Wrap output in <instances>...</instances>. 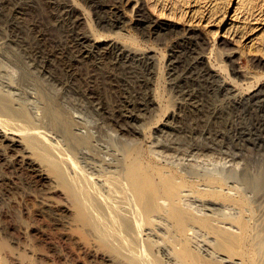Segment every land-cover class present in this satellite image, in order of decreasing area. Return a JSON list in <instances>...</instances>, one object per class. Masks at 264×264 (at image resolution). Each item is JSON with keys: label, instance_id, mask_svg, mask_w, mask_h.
I'll return each instance as SVG.
<instances>
[{"label": "rangeland", "instance_id": "rangeland-1", "mask_svg": "<svg viewBox=\"0 0 264 264\" xmlns=\"http://www.w3.org/2000/svg\"><path fill=\"white\" fill-rule=\"evenodd\" d=\"M114 1L0 0V53L2 52L0 54V82L3 83H0V87L5 89L3 85L12 84L15 88L13 90L20 94L19 103L22 111L24 113L27 111L29 115L31 113L37 115V118L34 115L35 119L31 122L35 125L28 124V122H25V124L22 117L9 120L0 116V129L6 134L16 133L24 138L37 135L43 144L54 141L51 143L54 145L52 150L56 154L54 157H57L55 160L57 163L59 162L58 164L63 165L61 168L68 169L67 171L78 165L74 163V167L71 162L74 161L72 157H74L73 154L76 150L70 131H91L95 135H99L98 143L101 140H103V143L105 142L103 144L101 141L103 145L111 143V134L115 133L114 129H116L114 125H111L110 114L112 112V115L120 116V146L127 138L128 141L131 139L142 142V147L144 146L143 149H145L151 142L155 141L157 136L156 141L158 140L160 144L173 146L178 143L180 144L178 146H181L179 148H185L194 142L193 138H189L190 130L196 128L197 131H204V133L208 131L211 133L217 132L219 136L213 145V147L215 146L214 152L207 154L206 157L200 156L199 159L206 158L204 159L206 166L212 168L218 165L223 166L224 160L228 161L233 158L235 163L241 165L240 170H242L241 167L245 168L243 170L245 179L240 180L242 182L240 186L246 187L250 191L256 184L259 187L263 185L262 189H264V129L258 127V123H261L262 112L258 106L241 108L229 105L230 103L227 102L229 99L226 100L216 91L214 83L207 84L199 74L200 67L193 63V56L197 53L204 55L205 62L209 67L211 66L212 69L218 72L219 76L226 80L231 78V80H228L229 82L234 80L231 83H235L236 88L242 89L243 92H247V90L249 91L259 84L264 85V0H140L144 11L143 16L141 12L136 11V8L134 10L136 0H121L118 5V13L121 16V29L110 31L107 28H102L104 24L98 25L97 20L105 15V11L107 12L116 5ZM61 6H65V9H62L63 11ZM15 15L18 18L15 19ZM183 31L184 33L185 31L192 32V36L196 37L199 43L201 42L200 45L197 47L189 43V40H183L181 38ZM37 33H45L46 39L38 42L36 39ZM111 33H120L121 43L130 48L145 51L150 58L138 60L136 58L119 59L109 54L101 57L96 48L90 47V43L81 45L78 41V38L90 35L92 38L94 37V41L102 43L112 35ZM42 47L47 49H50V47L57 49L81 48L82 51L86 52V54L84 53V62L81 61L80 65L74 58L67 56H64V58L72 62L69 67L48 64L43 61L42 64L33 61L32 56H30L32 54L31 50L43 49ZM235 50L233 63L227 55L230 51ZM231 67L239 70L244 75L238 77L231 74ZM11 69L12 71H10ZM87 85L89 94L87 93L88 95L84 99L81 96V91ZM0 90L3 91L2 88ZM25 97L26 99H24ZM34 101L35 104H33ZM89 102H91V106ZM96 103H99V105L95 106ZM33 105L37 107H33ZM13 106L17 107L16 104ZM99 106L102 108V116L98 114L101 111L94 109L98 115L93 111V108ZM29 108L31 112H29ZM173 109L175 118L171 119L169 125L167 124L168 126L164 127L165 130L161 133L162 135L154 133L157 128L163 126L164 113ZM110 110L111 113H108ZM76 111H79V113ZM83 117L84 119H82ZM97 118L98 120H96ZM87 121L88 123H86ZM233 123H235V126ZM90 124L94 126H90ZM189 125L190 127L194 126L190 128ZM228 125L233 129L236 128L237 131L230 130L231 128ZM32 126H35V128L33 129ZM135 127L139 128L138 130L142 129V138L139 136L136 139V136L132 137L131 135L127 137V133L121 130ZM103 129H106L105 132H103ZM95 130L98 133L100 131V133L98 134ZM164 132L170 133L168 135ZM50 135H53L54 138ZM58 139L61 141L59 142ZM0 140V147L3 148L6 142H3L2 137ZM63 141H65L64 144ZM57 143L59 147L56 146ZM24 146H27L26 141L22 140L21 144L15 146V150L11 152L5 150L3 155L14 157L17 154H25ZM72 147L74 150H72ZM87 150H92L89 153L93 157L96 156L95 158L102 155V152L93 146L91 148L88 146ZM35 154L33 152L26 153L29 159L39 166L38 169L41 172L44 170L42 179L26 168L15 166L13 170V168L5 166V161L0 156V264H146L141 262L142 253L127 255L114 252L112 249L117 243L114 241L116 237H120L119 241L123 242L125 240L122 238H126L125 235L122 237L124 233L117 229V223L114 222L113 229L112 225L110 226L109 223L106 224L103 221L101 215L96 213L97 211H93L94 214L98 215L93 216L94 218L97 217L95 219L98 220L99 225L102 224L103 226L104 224L106 227L97 225V222H95V224L97 223L96 226H92L95 225L94 222L90 223L89 219L85 217L88 211L84 212L86 209L81 207L79 208L82 210L78 209L77 199L68 189L69 186H66L73 179L69 178V182L65 179L66 183L61 182L58 180V176H56L57 178L54 177L55 173L51 167L41 162ZM59 154L63 155L60 157ZM57 159L61 160L62 164ZM63 162L67 167L64 166ZM209 163L211 164L209 165ZM69 165L72 168H69ZM70 173L67 172L66 174L72 177V173ZM63 183H65V186ZM67 189L69 191L65 192ZM262 189L258 191L263 192ZM77 192L78 196L76 195V197L81 199L79 197L82 193L80 194L79 190ZM82 197L81 200L87 202L84 195ZM263 198L261 200L259 198L260 201L255 202L257 206L263 202L260 205L262 209L259 210L262 221L264 220L262 217L264 216ZM216 201L220 204L219 201L221 200ZM198 203L200 202L198 201ZM260 206L258 207L261 208ZM81 215L82 218H87L89 223H87V220L85 221V218L81 222ZM100 217L103 222L99 221L101 220ZM87 225H90L91 228ZM107 227L110 229L108 230ZM102 229L106 231L100 232ZM117 232L121 233L116 236L115 233ZM102 233H104L103 238L100 236ZM262 238L264 244V235ZM116 240L118 241V238ZM105 243L107 244L105 245ZM263 244L261 250L264 249ZM107 245H110L112 249ZM119 247L121 249V246ZM221 258H224V256ZM235 258V261L239 262V258ZM145 261L147 262L146 259Z\"/></svg>", "mask_w": 264, "mask_h": 264}, {"label": "bare ground", "instance_id": "bare-ground-1", "mask_svg": "<svg viewBox=\"0 0 264 264\" xmlns=\"http://www.w3.org/2000/svg\"><path fill=\"white\" fill-rule=\"evenodd\" d=\"M120 1L121 0H115L114 1L116 5H114V7H111L107 12L105 11V15L101 16L100 19L97 20L98 25L104 24V26L102 28H105V29L107 28L110 31L111 30L113 31L114 29H118V28L121 29V26H120L121 25L120 24L121 16L118 13V5H119ZM65 6L64 7L61 6V10L63 8L65 9ZM135 8H136V11L138 13L141 12V14H142L144 12L143 6H142L140 0L135 1L134 10H135ZM67 9H69V8H67ZM9 11H10V9H9ZM56 15H58V14H56ZM142 16H143V14H142ZM14 18L16 19V18H18V16L15 15ZM146 18H148V17H146ZM51 22H53V21H51ZM63 23H64V21H63ZM187 28H189V27H187ZM93 38L90 35H85V36H82V38H78V41L80 42L81 45L82 44L84 45L86 43L87 44L90 43V47L96 48L97 49L96 51L100 52L101 57L104 56L105 54H109V55H112L115 58H119V59H122V58L135 59L136 58L138 60L141 58H143V59H149L150 58L145 51L133 49V48H130V47L126 46L125 44L121 43L120 42V40H121L120 39V33H113L108 39H106V41L104 40V42H102V43H99V41H94ZM181 38L183 40H189L190 41L189 43L196 45L197 47L201 43V42L199 43V40L196 37L192 36V32H190V31H185V33L183 31V35ZM36 39L38 40V42L44 41L46 39L45 33L44 34L43 33H37ZM45 47L44 48L42 47L43 49L36 48L33 51L31 50L32 54L30 53L31 54L30 56H32L33 61L41 63V64L44 62V63H48V64L51 63L53 65L58 64V65H63L64 67L65 66L69 67L72 65L71 64L72 62H70V60H68L67 58L65 59L64 56L74 58L76 60V62L77 63L79 62L81 65V61L84 60V56L86 54V52L82 51L83 49H81V48H80L81 49L80 50V49H76V48L75 49L74 48L57 49V48H51V47H50V49H47ZM84 47H86V46H84ZM200 49H201V47H200ZM235 52H236V50L230 51L228 53L227 57L230 61H232L233 58L235 57ZM193 57H194L193 58L194 65H196L197 67H200V70H199L200 73L199 74H201V77L203 79H205L204 81L207 84L208 83L209 84L214 83L216 86V89H217L216 91H218L226 100L229 99L227 101L230 103L229 105H232L234 107H241V108L242 107H248V106L250 108H251V106H256V107L258 106L259 107L260 111L262 112V117H261L262 119H261V123H258V125H259L258 127H261L264 129V85L259 84L256 87H254L253 89H251L249 91L247 90V92H243V91H241L242 89L239 90L238 88H236L237 85H235V83L234 84L231 83L234 80L229 82L228 80H231V78L230 79L227 78L228 80H226L225 78L219 76L218 72L215 71L214 69H212L211 66L209 67L205 62L204 55L197 53V55H195ZM234 61H235V59H234ZM15 65H17V64H15ZM27 65H28V63H27ZM45 65H47V64H45ZM229 65L231 66L230 63H229ZM5 66H6V63H5ZM50 66H52V65H50ZM26 67H28V66H26ZM18 68H20V67H18ZM0 69H1V67H0ZM8 69H9V67H8ZM68 69H71V68H68ZM34 70H36V69H34ZM10 71H12V69ZM19 72L21 73V70ZM231 74L238 76V77L239 76L241 77L244 75L243 73L239 72V70L235 69L234 67H231ZM12 76H13V74H12ZM108 76H109V74H108ZM96 80L97 79L95 77V81ZM42 81H44V80H42ZM1 84H3V83H1ZM135 84H136V82H135ZM3 86L5 87V89L3 87H0L3 89V91L0 90V116L5 117V119L7 118L9 120H13L12 118H16V117H22L24 119L23 120L24 123L28 122V124H31V122H33V120L35 118H37L36 117L37 115H35L36 113H31V115H29L27 111H26V113H24L22 111L21 105L19 103L20 102V97H19L20 94L16 93V91L13 90V89H15L14 86L12 84H9V83L6 85H3ZM98 89H96V90H98ZM87 90H88V85L84 86V88L81 91V94H82L81 96H83L84 99L89 94L87 92ZM26 92H24V94H26ZM97 94L99 95V93H97ZM205 94H206V92H205ZM104 95H105V93H104ZM107 96H109V95H107ZM194 96H196V95H194ZM26 97L24 99H26ZM90 97H92V96H90ZM99 101H100V99H99ZM24 102H26V101H24ZM24 102H23V104H24ZM91 102H92V100H91ZM91 102H89L90 106H91ZM100 102L102 103V101H100ZM27 103H29V102H27ZM35 103L36 102L34 101L33 104H35ZM93 103H95V102H93ZM152 103H153V100H152ZM14 104H16L17 107H14L13 106ZM97 104L99 105V103H96L95 106ZM36 105L35 106L33 105V107H37ZM33 107H32V109H33ZM117 107H119V106H117ZM94 109L101 111L102 108H101V106H99V107L93 108V111H95ZM111 110L109 112L108 111L107 112L111 113ZM130 110H131V108H130ZM105 111H106V109H105ZM29 112H31L30 108H29ZM115 112L117 113V111H115ZM77 113H79V111ZM95 113H96V111H95ZM102 113H103L102 111H101V113L98 112L99 115H101ZM108 113H107V115H108ZM112 114H113V112L110 114L111 125L112 126L114 125V128L116 127V129L113 128L115 130V133L111 134V137H110L111 143H108L109 145L107 143H106L107 145L106 144L103 145L105 143V142L103 143V140H101L103 144L101 143V141H99V143H100L99 144L98 143V140L100 138L99 135H95L91 131H87V132L84 130H83L84 132H81V131L74 132L72 130L70 131L72 134L73 142H74L73 144L75 145V150H76L75 154L72 153L74 155V157H72L74 161H71V159H70V161L73 163L74 167H75V164H78L77 167H75V168H72L69 165V168L70 167L72 168V170H70V171H67L68 169L66 170V168H64V169L61 168V166L63 167V165L58 164L59 162L57 163V161L55 160V158H57V157H54V156H56V154L52 150L53 146H54L52 143L54 141L53 142L50 141V143L47 142L46 144L45 143L43 144L42 142H40V138L37 135H32L30 137L28 136V137L24 138L23 136L21 137L16 133H8L9 135L11 134V136H9L3 130L0 129V138L2 137L3 142H6L3 145L4 146L3 148L0 147V156L5 161V163H4L5 166L11 167V168H13V170H14L15 166H17L18 168H26L30 172L36 173V175L42 179L44 177L42 175L43 174L42 172L44 170L41 172V170L38 169L39 166L35 162L30 160L28 155H26V153H32L33 152V153H36L35 155H37V158H39L41 162H43L46 165H48L49 167H51L52 171L56 174V175L54 174V177H56V176L59 177L58 180L66 183L65 179L68 180L67 182H69V178L73 179V181H70L68 183L69 185L67 184L66 186L70 187V188L68 187V189L73 193L72 195H74L75 198L77 199L78 209H80L79 207H81L83 209H86V210H84V212L88 211L87 212L88 214H87V216L85 215V217H87L89 219L90 223L94 222V224H95V222L98 221V220L96 221V219H95L97 217L94 218V216H93V215L98 216L97 214L93 213V211L94 212L97 211L96 213L101 215L103 221L106 224L109 223V225L110 226L112 225L111 227H113V224L115 222L118 225L117 229H119L120 231H122L124 233V234L122 233L123 234L122 237L125 235L126 238H122V239H124L128 243L127 242L125 243V241L123 242L121 240H120L121 241L120 242L119 241L120 237H116V239L118 238V241L115 238H114L115 240L113 239L115 242H117L116 245H114L115 247L113 249L110 248V245L109 246L107 245L110 249L114 250V252H117V254L125 253L127 255H132L133 253H142L143 258L141 259V262L146 263V264H227V263L228 264H264V252H263L264 249L261 250V245L263 244V241H262L263 238L262 237L264 235V229H263V226H264L263 221L264 220L262 221V219H260V216H259L260 215L259 210L262 209V206H260V205H262L263 202H261V204H258V206H260L261 208H259L257 205H255L256 204L255 202L257 200H259V198L261 200L264 197V191L263 192L258 191V190L263 188V185L262 186L260 185V187H259V185L255 184L259 188L256 187L255 185H254V187H252V185H253V181H252L251 187L253 189H251L250 191L246 187H241L240 183H242V182L240 180L245 179V177H244L245 174L243 173L244 172L243 170L245 168L243 169V167H241L242 170H240L241 165L239 166L238 163H235L234 162L235 159L233 160V158L232 159L229 158L230 160H228V161L230 163L228 161L224 160L226 162L223 161V164H224L223 166L218 165L219 166L218 167L216 165L218 168L217 167L210 168L209 166H206L207 164L204 161V159H206V158H204V159L200 158L199 159L200 156L206 157L207 154H209L213 150H215V148H214L215 146L213 147V145L217 141V137L219 136V133H217V132L211 133L209 131L207 133H204V131L203 132L197 131L196 128H194L192 131L190 130V133H189V135H190L189 138H191V139L193 138L192 140L194 142L190 143V145H187L185 148H179L181 146H178V145H180L178 143L176 145H173V146H171L170 144L169 145L168 144H160V143H158V140L156 141L157 136L155 137V134H154L155 141L151 142V144L147 148H145L146 150L143 149L144 146L142 147V142L140 143L137 140H131V139H129V141H128L127 138L123 142L121 141L122 143L120 146L119 145V129H120L119 128V117L120 116L112 115ZM164 114L165 115H164L163 126L157 128V130L154 133L162 135L161 133L163 132V130H165L164 127L167 124L169 125V122L171 119L173 120V118H175L174 109L170 110V111L168 110ZM34 115H35V118H34ZM38 115H39V113H38ZM76 116H77V114H76ZM82 119H84V117ZM96 120H98V118ZM96 120H95V123H96ZM231 121H232V119H231ZM91 122H89V123H91ZM100 122H101V120H100ZM10 123H11V121H10ZM86 123H88V121ZM32 124H34V123H32ZM93 124H90V126H92ZM98 124H101V123H98ZM234 124L235 123H233V125ZM84 125H85V123H84ZM94 125L96 126V124H94ZM88 126H89V124H88ZM193 126H191V127L193 128ZM189 127H190V125H189ZM229 127H227V128H229ZM32 128L34 129L35 126H32ZM124 128H125V126H124ZM135 128H131V129L126 128V129H121V130L124 133H127V135H128L127 137H129V135H131L132 137L136 136V139L139 136H141V138H142L143 137L141 135L142 129L138 130L139 128L138 129H137V127H135ZM217 128H218V126H217ZM197 129H199V128H197ZM91 130L93 131V129H91ZM96 130H95V132L98 133V131H96ZM105 130L103 132H105ZM226 130H228V129H226ZM230 130L237 131L236 128H234V129L231 128ZM215 131H217V130H215ZM107 132H109V131H107ZM99 133H100V131H99ZM164 133H167V132H164ZM169 133H167V134L169 135ZM262 133H263V131H262ZM47 134H46V137H47ZM259 134H260V132H259ZM50 136H48V137H50ZM105 136H106V134H105ZM106 137H108V136H106ZM159 137H158V139H160ZM163 137H164V135H163ZM167 137H166V139H167ZM52 138H54V136ZM52 138H51V140H52ZM22 140H25L26 145H27V146L23 147L25 150L24 151L25 154H17L14 157L13 156L11 157V155H9L8 157H5L3 155V152H5V150H7L8 152L15 150L14 149L15 146L21 144ZM58 141L60 142L61 140L58 139ZM56 142H57V140H56ZM64 142L65 141H63V144H64ZM171 144H172V142H171ZM56 146H58V143ZM88 146H90V148L93 146L97 150H100L102 152V155L99 156L98 158H95L96 156L93 157L89 153L90 150L89 151L87 150ZM72 150H74V148ZM239 150H241V148H239ZM146 151H147V153H146ZM168 151H170V153H168ZM52 152L54 153V155L52 154ZM72 152H74V151H72ZM93 152H96V151H93ZM101 152H99V153H101ZM15 153H16V151H15ZM58 153H60V152L58 151ZM218 153L219 152L217 151V154ZM62 155L63 154H61V155L59 154L60 157ZM230 155H232V154H230ZM240 156H241V154H240ZM18 157H19V159H17ZM67 158H69V157L67 156ZM57 160H59V159H57ZM65 160L67 161V159H65ZM59 161H61V160H59ZM66 161H65V163H66ZM208 162H209V160H208ZM212 162H214V161L212 160ZM65 163L63 162V164H65ZM61 164H62V161H61ZM79 164H81V165H79ZM210 164L211 163H209V165ZM64 166H66V164ZM220 166H222V167H220ZM66 171L71 172L72 174L71 173L70 174L72 175V177L67 176L68 174H66L67 173ZM2 177H4V176H2ZM65 183H63L64 186H65ZM70 184H72L73 186ZM68 189L65 192H68L69 191ZM77 189L80 191V194L82 193L84 195V197L86 199L85 201H87V202H84L83 200H81L83 198L82 194H81V197H79L81 199H78V197H76V195L78 196V194H77L78 190ZM64 190H65V187H64ZM262 190H264V189H262ZM1 197H3V196H1ZM218 199L221 200V201H219L220 204L216 203V202H218V201H216ZM263 200H264V198H263ZM198 201L200 203H198ZM80 210H82V209H80ZM80 210H78V211H80ZM261 211H260V213H261ZM81 212L84 213L83 211H81ZM101 217L99 219H101ZM262 217L264 218V216H262ZM84 218H82V215H81V219H80L81 222ZM87 218H85V221L87 220V223H89ZM102 219L99 221H102ZM83 223H84V221H83ZM97 223L96 224L99 225V222H97ZM96 224L92 225V226H96ZM99 226H102V224ZM103 226H104V228L106 227L104 224H103ZM108 227H107V229H108ZM89 228H91V227H89ZM113 229H114V227H113ZM103 230H105V229L100 230V232H102ZM97 231H98V229H97ZM97 231L95 230L96 233H97ZM115 231H116V229H115ZM115 231L113 230V232H115ZM95 232H94V234H95ZM111 233H112V230H111ZM118 233H121V232L115 233L116 236ZM103 234L104 233H102V235H100V236H102V238H103ZM97 235H98V233H97ZM97 235H95V236L98 237ZM109 235H111V234L109 233ZM113 235H114V233H113ZM104 237H105V235H104ZM102 238H101V240H102ZM105 239L103 240L104 242H105ZM111 240H112V238H111ZM100 242H102V241H100ZM115 242H113V243H115ZM106 244L107 243H105V245ZM119 246H121V249ZM145 255H147V256H145ZM221 255L224 256V258H221L222 257ZM235 257L239 258V262L235 261V259H236ZM145 259L147 260V262L145 261Z\"/></svg>", "mask_w": 264, "mask_h": 264}]
</instances>
